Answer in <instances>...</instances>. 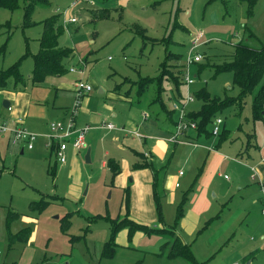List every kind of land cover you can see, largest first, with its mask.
<instances>
[{"label":"rangeland","instance_id":"obj_1","mask_svg":"<svg viewBox=\"0 0 264 264\" xmlns=\"http://www.w3.org/2000/svg\"><path fill=\"white\" fill-rule=\"evenodd\" d=\"M49 1L48 5L36 7L31 22L38 23L29 26L25 25L24 1L15 11L0 7V25H4L0 26V67L7 68L29 51L21 62V71L27 78L34 67L33 55L40 48L41 22L56 13L63 20L77 16V22L64 25L66 31L60 41L74 50L67 66L85 62L94 87L92 93L80 99L78 109L81 124L90 127L86 133L87 148L79 152L70 150L67 162L60 163L42 137L32 150L26 148L24 153L20 142L7 145L0 139V264H193L184 257L161 254L165 238L149 236L137 226L120 228L115 236V255H104L105 244L111 238V221L127 215L125 193L133 175H127L129 186L124 188L114 182L103 160H118L126 172V164L131 167L140 160L138 153L148 150L150 142L143 143L131 133L126 135L119 129L100 126L112 122L119 128L137 129L142 135L163 136L166 131L162 125L167 122L168 113L159 102L150 104L157 94L156 88L152 86L139 95L138 84L142 77H158L164 62L178 75L172 66L183 65L199 35L202 44L192 53L204 54L201 62L207 66L197 76L192 91L206 87L219 97L237 95L239 88L233 84V72L216 73L212 64L223 62L241 41L252 47L264 45V0H257L252 16L241 0H89L75 7L70 6L73 0ZM105 7L109 8L110 17L93 22V13ZM144 28L146 38L136 32ZM6 39L8 45L2 52ZM170 52L180 54L181 58L169 59ZM190 71L197 74L199 64L194 63ZM69 75L73 77L71 72ZM124 79L120 94L115 93L114 88ZM171 85L168 83V92L163 94L168 108L173 96ZM13 86L11 80L6 89ZM129 88L131 93L125 97ZM7 96L4 99L9 100ZM52 96L54 89L48 98L51 103ZM244 101L242 109L231 105L219 112L218 117L224 120L225 138L203 135L197 138V146L190 142L177 145L167 142V155L157 164L162 170L159 188L162 211L169 225L175 220L179 202L172 205L168 194L190 190L186 181L204 173V162L212 152L209 149L217 147L225 156L219 169L221 176L215 180L225 185L221 186L224 192L231 187L230 196L215 198L211 193L215 207L222 203V219L216 226L205 223L200 233L205 240L218 237L224 231L218 229L223 221L225 227L231 224L230 232L221 242L213 244L214 256L204 264H264V204L261 191L256 190L258 173L251 169L264 164V119L254 117L252 95ZM201 106L202 102L197 100L191 108L198 110ZM144 113L148 119L143 118ZM55 118L51 113L46 122ZM89 147L91 162H86ZM180 169L186 175L177 187L171 177L179 175ZM224 174L230 179H225ZM139 186L145 191L143 181H139ZM243 187H248L247 195ZM253 194L260 195V201L248 206L246 197ZM27 229L30 231L25 240L23 231ZM193 241L191 237L189 243H194L195 253ZM200 253L199 250L198 258Z\"/></svg>","mask_w":264,"mask_h":264},{"label":"trees","instance_id":"obj_2","mask_svg":"<svg viewBox=\"0 0 264 264\" xmlns=\"http://www.w3.org/2000/svg\"><path fill=\"white\" fill-rule=\"evenodd\" d=\"M21 1L25 2V25H36L38 22H31V16L37 6L48 5L49 0H0V7L10 11H15L20 7ZM247 4L248 14L252 16L254 14V8L257 0H241ZM93 22L100 19H108L110 17L109 8H102L98 12L93 13ZM43 31L40 37V48L37 53L33 55L34 67L31 74L26 78L21 71L22 59L29 53L27 51L17 62L8 66L7 68L0 69V90L5 89L9 86L11 80L14 81V89H25L27 86H37L40 84H47L52 78H62L70 72V67L67 66L68 61L74 54L72 46H65L61 44L60 38L65 33L66 24L64 23L63 17L60 13H56L42 22ZM3 27L4 25H0ZM0 27V28H1ZM8 27L10 24L8 23ZM10 29H8L9 31ZM136 32L141 34L143 37H147L145 28L142 30L136 29ZM8 40L3 43L1 51L4 52L7 48ZM169 59H179L180 54L168 53ZM85 63V62H84ZM199 64V72L197 76H200L201 70L207 66V64L197 62ZM81 64V63H80ZM86 64V63H85ZM210 64V63H208ZM87 66V64H86ZM212 66L215 68L216 73L222 71L233 72V84L239 88L237 95H226L225 97H219L212 95L206 87L199 88L195 91L196 100L202 102V106L198 110H190L188 113L189 118L197 123V136H211L213 122L218 117L220 111H223L226 107L231 105H237L239 109L243 108L244 100L248 95L253 96V114L256 119H264V45L261 47H252L243 41L234 45L232 52L229 53L221 63H213ZM178 72L175 74L171 66L167 65L166 62L162 65V72L158 77H142V80L138 84V94L141 95L150 87L156 88V95L151 100L150 104L159 102L164 110L167 111L168 120H172L174 111L172 108H168L167 103L163 99V94L168 92V83L172 85L173 96H170L171 102L174 98L180 99L183 96L184 84L182 82V66H172ZM126 79V77H125ZM123 80L118 84L114 91L120 94L123 84L126 80ZM166 86V87H165ZM59 90V88H56ZM131 88L125 91L124 96L129 97ZM74 98V94H73ZM72 106V104H71ZM70 106V108H71ZM69 108V110H70ZM69 110L67 112V119ZM78 123V117H77ZM175 123V122H174ZM79 124V123H78ZM80 125V124H79ZM221 138H225L226 129L223 126L222 132L219 134ZM55 154V146L51 148ZM141 156L139 161L133 164V169L153 168V162L149 161L144 153H138ZM57 160V159H56ZM107 166L110 168L113 179L116 175L121 172V164L114 158H109ZM1 171V170H0ZM160 171L154 169V197L156 201V208L158 211L159 219L162 220L163 211L161 204V197L158 193L160 188ZM188 193L183 194V198L177 207L176 218L174 224L169 227L161 229L151 227L149 225H143L136 223L129 217L130 209V188L126 189L125 203L127 208V215L124 218H117L111 221V238L105 244L104 255L114 256L116 253L117 243L115 236L118 230L124 226L129 227H142L145 229L148 235L162 234L165 238V242L162 245L161 254L167 255L169 258L184 257L193 264H204L200 262L196 257L192 248V243H186L181 236L177 233V225L184 214L185 202L188 198ZM46 203L43 202L42 206ZM29 229L23 231L25 233L24 239H28Z\"/></svg>","mask_w":264,"mask_h":264},{"label":"crops","instance_id":"obj_3","mask_svg":"<svg viewBox=\"0 0 264 264\" xmlns=\"http://www.w3.org/2000/svg\"><path fill=\"white\" fill-rule=\"evenodd\" d=\"M71 74L73 75V77H71L68 73L67 74L69 75L68 78L53 79L47 84H40L37 86L29 85L23 90L22 89L16 90L14 89V87L10 89H6V88L1 89L0 90V113L13 123L16 120V118L22 117L24 119V125L29 130L39 133V134H46L49 131L50 122L52 120L66 118L67 116L66 114L73 102L74 83L77 80V78H79V75L77 73H71ZM86 78L87 80H89V82H91L88 74H86ZM61 79H66V80L63 81ZM56 88H59V90H56ZM51 89H54V96L51 97L52 103L48 101ZM100 91H104V89L100 88ZM7 95H9L10 109L6 108L3 105L4 100H8V99H4V98H8ZM56 101H57V104H56ZM196 101L197 100H195L194 102ZM192 104L190 105V108ZM191 110H194V109L191 108ZM51 113L55 114L57 118L46 122V118ZM143 118H144V115H143ZM175 118H176V114H174L172 120H166L167 122L163 123L162 127L164 128V132L166 131L163 136L158 135L156 133L149 134V135H143L145 136L144 138H140L135 135L133 136L134 139L138 138L143 143L150 142L149 143L150 147L148 148V150H144L143 153L150 154L148 157L146 155L145 156L148 158L149 161L153 162V168L133 169L131 168L132 166L130 167L129 163H127L126 164L127 171L124 172V169H123L124 165H122L120 162L121 172L114 177V182L116 184L119 183V185H121L122 187L127 188L129 186V180H127V175L129 174L133 175L131 179V185H130V198L131 199H130V209H129L130 216L129 217L134 221L142 222L145 225H149L151 227L158 228V229L169 227L174 224V222H172V223H169V225H167L164 220V216L162 217V220L159 219L158 211L156 208V201L154 197L153 183H154V169L162 172V170H160L157 164L158 162H160L159 160H162L167 155L166 153H167V150L169 149V145L167 144V142L169 141L167 140V138L168 136H170V134L175 129V123H174ZM144 119H148V116L147 118H144ZM42 122L44 124H42ZM78 123L81 126H83L79 119H78ZM102 129H106V128H102ZM127 129H130V128H127ZM134 130H137V129H134ZM119 131H122V130L119 129ZM123 132H125V134L127 133L126 135H128L129 133L127 131H123ZM196 134H197V131L195 130L189 131L188 133V136H189L188 140L190 142L189 144L197 146V143H196L197 138H200V136H197ZM40 137L45 139L44 140L45 145L47 146L46 137L44 136H40ZM0 139L7 142V145H9L10 143H14L12 141L10 134L0 133ZM169 143L173 144L172 142H169ZM117 144H120L119 141H117ZM174 144L177 145L179 143H174ZM20 147H21V152L24 153V151L27 148L26 145L24 143H21ZM85 149H83L82 151H84ZM209 150H211L212 152H209V154L206 157V162H204L205 163L204 173L198 175L194 179L192 178L193 176H191V178L187 179L186 181L189 186L188 188L190 189L189 191L188 190L187 191L192 194V197H191V194L187 195L188 198H187V201L185 202V205L187 204L186 206L187 208L185 209V206H184L183 217L181 218L179 224L177 225V233L181 236V238L186 243H189V241L191 240V237L194 238L193 242H195V250H196L195 255L197 258L199 256L198 255L199 250L201 252L200 253L201 257H199L201 260L198 258L200 262H207L211 260V258H213L214 256L212 255L213 254L212 252L213 244H218L221 239L223 240L224 236H226L230 232L228 230L231 225L229 224V226L225 227L223 226L225 221H223V223L221 222L222 224L218 226V229L220 228V229H223L224 231H222L218 237L213 238L211 240H209V237L205 240V238L203 237L204 235H201L200 233L201 231L200 228L201 226L202 227L205 226V223H210L209 227L216 226L217 223H219L218 221L219 220L221 221L222 219V213H221L222 208H220L222 203L219 204L217 207H215V201H213V199L211 198V193L213 194L215 198L221 196L224 199H227L230 196L229 194H230V189H231V187L230 188L227 187V190H225L224 192L223 191L224 187L223 188L221 187L223 184H217L215 180L217 176L218 177L221 176L219 169L221 165L223 164V162L225 161L224 154L217 147L215 148L213 147V149H209ZM69 151L75 152L70 148L67 151V153ZM107 162L108 161L103 160V165L107 166ZM259 165H261L259 168H257L256 166H251V169L253 170V172H255V174L256 172L258 173L257 176H259L260 180L258 181L257 186L256 185L255 186L257 188L256 190H258V192L260 193V182L264 181V164H259ZM181 170L184 172L182 175L180 174ZM178 174L179 175H177L176 177L174 176L171 177V179H173V181H176V183L179 182L181 186L180 179L181 177H184L186 173L183 169H180L178 171ZM226 175L227 174H224V178L230 179V177L226 178L225 177ZM123 176H124V181L122 178ZM139 181L144 182L146 186L144 188L145 191H143L140 188ZM164 185H165V182H164ZM169 185L170 183H167V186ZM139 188H140V193L137 192ZM244 188L245 187H243V189ZM247 189L248 187L245 188V192H244L246 195L248 194ZM250 189H253V188H250ZM179 191L180 190H177L173 192V194H168L170 197V202L174 206H177L178 202L180 203L183 198L184 193L181 194L179 193ZM158 193L160 194L159 189H158ZM260 195L257 196L253 194V196L246 197L249 200L248 206L251 204L250 202H253V204H256L258 201H260ZM176 213H177V210H176ZM197 231H198V235L196 236ZM185 234L189 235L188 239L184 237ZM155 235L162 236V234H155ZM164 242H165V239H164ZM192 248H193V245H192Z\"/></svg>","mask_w":264,"mask_h":264},{"label":"built area","instance_id":"obj_4","mask_svg":"<svg viewBox=\"0 0 264 264\" xmlns=\"http://www.w3.org/2000/svg\"><path fill=\"white\" fill-rule=\"evenodd\" d=\"M89 0H73L70 4L71 7L79 5L80 2H86ZM77 16H71L65 18L64 23L77 22ZM200 35L193 40L192 48L190 49L188 56L184 59L182 67V82L184 84L183 96L180 99H173L171 102V108L176 114L175 129L168 136L167 140L172 143L189 142L188 133L190 130L197 129V123L189 118L188 113L191 108L190 105L196 100L195 92L192 91V86L196 82L197 74H191V66L194 63L200 62L204 59L202 53H192L195 49L202 44L199 39ZM71 73H77L79 78L74 83V102L69 110L67 119H55L50 122L49 131L46 134H39L29 130L24 125V119L22 117L16 118L13 122L9 121L5 116L0 113V133L10 134L14 143H24L27 148L32 149L35 146V142L40 136H44L47 139V146L52 148L55 146L56 159L60 163H66L68 159L67 151L72 149L75 152L82 151L87 147L86 133L89 131V126H81L77 123L78 109L80 106V99L92 93L94 91L93 84L86 78L87 69L86 64L81 63L77 66L70 67ZM10 109V107H9ZM144 118H147V113H144ZM224 120L221 117H216L212 126L213 135H219L222 132ZM101 128L106 129H120L127 131L137 137L144 138L138 130L127 129L125 127H117L114 123H105ZM149 156V153H145ZM184 172L181 170L180 174ZM227 177V175L225 176ZM176 186H180L177 182ZM260 191L262 195V202L264 204V181L260 182ZM264 214V208L262 210Z\"/></svg>","mask_w":264,"mask_h":264},{"label":"water","instance_id":"obj_5","mask_svg":"<svg viewBox=\"0 0 264 264\" xmlns=\"http://www.w3.org/2000/svg\"><path fill=\"white\" fill-rule=\"evenodd\" d=\"M3 105L6 108H9V106H10L9 100H4ZM85 160H86V162H91V147H89L87 149V152H86V155H85Z\"/></svg>","mask_w":264,"mask_h":264}]
</instances>
